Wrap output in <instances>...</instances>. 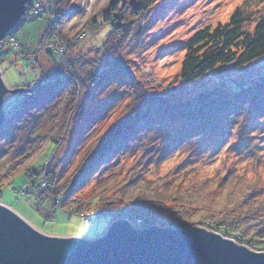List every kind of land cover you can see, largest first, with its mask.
<instances>
[{
	"label": "rangeland",
	"instance_id": "obj_1",
	"mask_svg": "<svg viewBox=\"0 0 264 264\" xmlns=\"http://www.w3.org/2000/svg\"><path fill=\"white\" fill-rule=\"evenodd\" d=\"M112 1L71 0L73 11L69 18L62 25L55 26L61 30L60 35L66 42L64 52L74 47L70 55L72 60L83 65L101 59L102 56L95 59L96 52L92 48L101 47L111 31V25L105 22L104 16L108 15V6ZM236 7H241L245 15L250 16L253 11L264 7V0H157L151 4L135 22L128 40L120 47V62L129 74L114 71L102 74V66L98 81L91 89L84 90L73 105L69 120L67 113L74 100L71 103L68 99L44 114L30 109L31 117L23 120L25 122L13 136L0 141V150H4V154L0 155V179L4 178L1 172L6 173L9 164L13 163V169L23 165V161L19 160L21 157L28 155V168L37 163V158H30L29 155L38 148L41 152L44 147L40 159H46L44 164L49 162L57 190L52 189L47 199L40 200L45 197L40 190H44L37 188L35 195L39 196L36 202H32L30 195L21 191L25 178L20 175L10 183L18 190L14 193L8 183L0 190V201L36 230L49 236L92 238L101 234L113 217L110 219L108 213L88 219L91 214L99 212L88 202L90 197L102 192L99 178L109 176L111 171H102L97 177L95 170L86 180H81L82 184L74 188V193L71 192L73 197H69L68 203H74L75 197L77 201L85 200L84 206L89 208L81 216L69 215L58 209L54 212L52 208L57 204L56 195L59 198L64 188L69 191L76 177L119 126L127 108L135 98H141V92L136 91L137 86L145 94H156L168 102L182 104L202 95L207 99L224 97L237 86L249 85L264 77V57L237 68L232 64L218 66L197 80H182L180 77L185 42L206 25L226 22ZM52 11H59L55 0L50 6L48 4L44 12L54 14ZM44 27L45 19L39 17L20 22L12 29V35L25 52L32 54L33 61L36 59L37 72H31L34 65L29 67L30 70L25 67L12 46H5L0 70L2 80L9 89H29L28 84L41 72L40 77L50 72L66 75L65 55H61L60 65H52L46 55L48 50L42 46L35 47ZM52 34L54 36V32ZM37 80L39 78L33 82ZM10 95L5 94L4 99ZM155 109L158 112H153V116L157 124L134 138V143L124 142L119 152L108 161L116 171H120L122 180H129V177L138 179L132 189L137 187L140 191L149 192V197L156 200V192L162 190L160 200L154 204L163 205L164 212L155 218L163 216L174 223L205 227L203 221L215 219L218 208L229 209L232 205L231 208H240L244 215L253 210L243 217L246 225H251L254 217H260L264 224V113L252 111L248 116L240 115L238 119L220 120L203 132H196L197 125L192 135L184 133L175 140L174 136L186 127L189 114L178 116L158 106ZM53 140L57 145L48 155L45 144ZM40 172L49 174L47 170ZM166 195L180 197V201L176 204L171 198L165 200L163 197ZM49 200L54 201L51 203ZM132 219L127 220L135 225L134 219L137 218Z\"/></svg>",
	"mask_w": 264,
	"mask_h": 264
},
{
	"label": "trees",
	"instance_id": "obj_2",
	"mask_svg": "<svg viewBox=\"0 0 264 264\" xmlns=\"http://www.w3.org/2000/svg\"><path fill=\"white\" fill-rule=\"evenodd\" d=\"M55 1L57 2L59 11H52L55 12L54 14L46 13L43 10L35 13L32 10L25 9L22 17L16 24L17 26L20 22L25 23L39 17L45 19L43 33L35 47L41 46L45 40H50V43L56 41L64 42L63 36L60 35L61 30L54 32V36L52 32L57 25H62L72 13L73 10L70 8L71 0ZM156 1L157 0H113L108 6V15L105 14L104 16L105 22H109L111 25V31L106 35L101 47L97 49L92 48V50L96 52L97 57L95 59H99L102 56L101 59L99 61L96 60V62L82 65L80 62L78 63V61L72 60L70 56L74 47L65 51V68L69 70V76H60L58 72H50L40 77L42 74L41 72V74L36 76L33 81L37 78H39V80H37L36 83L32 81L28 84L29 89L27 90L29 92L26 102L23 103L21 109L11 119L0 127V141L6 137L10 138L13 136L14 132L25 122L23 120L27 117H31L30 109H34V111L37 110V113L44 114L50 108H58L59 104H62L68 99L71 103L74 100L67 113V116H69L71 110L74 109L73 105L78 102L79 96L82 95L84 90L91 89L95 82L98 81L97 79L100 74L99 70L102 66V74H111L112 71L122 75L129 74L123 63L120 62V47L128 40L135 22H137V20L147 12L150 5ZM46 16L48 18H46ZM47 33H49V35L45 36ZM45 37L47 39H45ZM5 46H12V49L20 55L21 60L26 64L25 67L29 69L30 65H27V57H31L32 54L25 52L22 45L12 35V30L2 40L0 46V61L4 55ZM184 49L185 52L180 67V77L182 80H197L204 77L218 66L232 64L237 68L264 57V7L253 11L250 16H246L241 7H236L226 22L206 25L197 30L185 42ZM46 55L52 65L58 64L59 58L52 54V50H49ZM35 60L36 59H34L33 64L34 68L31 72L36 71ZM80 78L83 79L81 83ZM136 91L141 92V98H135L132 105L127 108L124 118L120 120L119 126L116 127L110 137L103 142V145L95 154V157H93V160L90 161L85 169L81 171L80 175L76 177L69 191L64 188L59 198L56 195L58 199L56 206L58 208L54 210L64 211L69 215L75 214L81 216L82 213L88 211L89 208L84 206L86 203L85 200L82 199L77 201L75 197L74 203H68L70 201L69 197L72 196L71 192L76 186L82 184L81 180H86L95 170L97 172V177L102 171H111L109 175L110 179L109 176H101L99 178L100 185H102V192H104L93 195L88 202V204L95 206L93 207L94 210L99 212L91 214L88 219L98 215L105 216L102 214L109 213L111 216L110 219L112 217L125 218L127 216H131L129 220L138 218L141 221V223L138 224L140 228L151 226L175 228L178 226L181 227V229H190L195 225L174 223L170 220L168 221L166 217L163 218V216H161V218H155L159 217V214L164 212L163 205L158 206L154 204L160 200L162 190L156 192V200V198L153 199L149 197V192L140 191L137 187L136 189H132L133 183L136 184L138 179L132 178V180L129 177V180H122L120 171H116V168L108 161L119 152L124 142L132 141L134 143V138L140 136L144 131L154 126V124H157V120L153 116V112H158L155 109L156 106L165 112L178 116L189 114L186 127L177 133L179 135L176 134L174 136L175 140L180 139V135L184 133L192 135V130L197 125L198 130L196 132H203L214 126V124L220 120L227 121L230 119H238L240 115L248 116L252 111L264 113V77L259 78L249 85L245 84L242 87L237 86L236 89L232 90L224 97L218 96L216 99H207L202 95L198 99L190 100L182 104L168 102L156 94H145L142 89H138V86ZM31 104L32 106L29 108ZM71 115L68 120L71 118ZM65 132H67V129ZM173 140L174 139H172V141ZM56 145L54 140L53 142L48 141V143L45 144L48 155L51 154L52 149L55 148ZM43 148L41 152L40 148H38L35 151L33 150V153L29 155L30 158H37V163L31 164L29 168V161L27 160L28 155L19 159L23 161L22 166H17L13 169V163L9 164L7 172H1V176L4 178L0 179V190L8 183V186L10 183L12 184L11 181H13L14 178L22 175L25 178V183L21 187V191L25 193L27 188H34L39 185L38 175L41 170H47L49 172L48 175L52 178L53 182L52 189L54 191L57 190L55 175H53L49 169V162L48 165L45 163L46 166L43 162L44 158L43 160L40 159L43 156ZM3 154L4 150L2 149L0 150V155ZM113 169L115 170L112 171ZM107 182L113 184H108ZM115 186L119 187L115 188ZM165 188L168 189L170 187L165 186ZM17 190L18 187H12L14 193ZM74 192L75 191H73V193ZM42 193L45 197L42 196L40 200L49 197L48 191ZM151 195L153 196V193ZM154 196L156 197L155 193ZM163 198H165V200L171 198L176 204H178V200L180 201V197L177 199V196L166 195ZM52 201L53 200L50 202L52 203ZM231 207L232 205L229 209L221 208V210H219L218 208L219 213L215 219L203 221L202 224L211 232H216L223 236L225 235L227 236L226 238L235 240L247 246L250 250L263 252L264 224L261 222V218H251L254 222H251V225H246L243 217L252 213L253 210L252 212L251 210L248 211V213L244 215L241 214L240 208L237 210L235 207ZM141 214L143 216H141ZM161 221H164V223H160ZM202 224L201 226H203Z\"/></svg>",
	"mask_w": 264,
	"mask_h": 264
},
{
	"label": "water",
	"instance_id": "obj_3",
	"mask_svg": "<svg viewBox=\"0 0 264 264\" xmlns=\"http://www.w3.org/2000/svg\"><path fill=\"white\" fill-rule=\"evenodd\" d=\"M30 0H0V46ZM8 89L0 73V127ZM0 264H264V252L201 227L138 228L113 218L96 237L49 236L0 204Z\"/></svg>",
	"mask_w": 264,
	"mask_h": 264
},
{
	"label": "built area",
	"instance_id": "obj_4",
	"mask_svg": "<svg viewBox=\"0 0 264 264\" xmlns=\"http://www.w3.org/2000/svg\"><path fill=\"white\" fill-rule=\"evenodd\" d=\"M51 2H52L51 0H33V1L30 0L28 5L26 6V10H32L35 13L40 12L42 10L45 11L48 7V4H49V6L51 5ZM57 31H58V28L57 29L54 28L53 32H57ZM78 40H79V37H78ZM76 42H74V43H76ZM65 43H66L65 41L64 42L63 41L62 42L56 41L54 43L49 44V41L45 40L41 46L43 48H46L48 51L52 50V54H54L55 57L57 56L59 58L58 65H60V59H61L60 57H61V55L65 54V52H64ZM59 50H60V52H59ZM48 51H47V53H48ZM27 62L29 63L28 65H30V66L34 64V61L32 60L31 57H29V59H27ZM65 69H64V73H66V75L64 76V75H61V73H59L60 76H63V77L69 76V71H65ZM6 94H9V93H6ZM27 97H28V91L27 92L24 91L23 94L22 93L21 94H19V93L13 94L12 96L10 95L9 97H6V99H4V102H3V118H4L3 123H5L9 119H11L21 109L23 103L26 102ZM41 174H42V176H41ZM38 179H39L38 180L39 185L37 187H34V188L31 187V188H27L25 190V194L30 195V200L32 202H36L37 196H39V195H35L36 190H38L37 188H43L44 191H48L49 193H51V191H52L53 182H52V178L48 174H46L45 172H40L38 175ZM44 191L40 190V192H44ZM55 200H56L55 203H57L58 199L56 197H55ZM0 204H3V203L0 202ZM55 208H58L56 206V204H55V207L52 208V210H54ZM125 218L129 219L128 216ZM134 223H135L136 227L140 228L138 226V224L141 223L140 219H138V218L134 219Z\"/></svg>",
	"mask_w": 264,
	"mask_h": 264
},
{
	"label": "clouds",
	"instance_id": "obj_5",
	"mask_svg": "<svg viewBox=\"0 0 264 264\" xmlns=\"http://www.w3.org/2000/svg\"><path fill=\"white\" fill-rule=\"evenodd\" d=\"M0 73H1V70H0ZM7 88H9V87L7 86Z\"/></svg>",
	"mask_w": 264,
	"mask_h": 264
}]
</instances>
